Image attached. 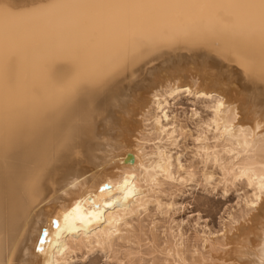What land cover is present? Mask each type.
Returning a JSON list of instances; mask_svg holds the SVG:
<instances>
[{
  "label": "bare ground",
  "instance_id": "1",
  "mask_svg": "<svg viewBox=\"0 0 264 264\" xmlns=\"http://www.w3.org/2000/svg\"><path fill=\"white\" fill-rule=\"evenodd\" d=\"M0 7L13 14L0 58V264H264V59L245 18L216 0ZM184 42L217 44L209 62L237 71L178 63L168 49ZM195 177L222 204L233 189L237 208L217 229L199 213L190 228L158 229Z\"/></svg>",
  "mask_w": 264,
  "mask_h": 264
},
{
  "label": "rangeland",
  "instance_id": "2",
  "mask_svg": "<svg viewBox=\"0 0 264 264\" xmlns=\"http://www.w3.org/2000/svg\"><path fill=\"white\" fill-rule=\"evenodd\" d=\"M189 43H191V42H184V43H182L181 45L180 44H173V45H171V46H169V49H168V51L170 52V53H168V54H172V52H173V55H172V57L174 56V59L177 61L178 59L180 60V62L178 61V63H180V64H184V66H187V67H189V68H195L194 66H195V64H196V62H198L197 64H199V62L201 63V62H204V61H206V62H208V63H210V65L211 64H213V65H215L214 64V62L213 61H215V58H213L214 57V55L216 54V52L217 51H215L216 49H213V51L212 50H209V49H211L212 47H213V45H212V43L211 44H209V45H207L206 46V42H203V44L202 43H200V42H195L194 44H193V42L191 43V44H193V45H191V44H189ZM197 44V45H196ZM207 44H208V42H207ZM213 44H215V42L213 43ZM179 45H180V47H179ZM203 45H205V46H203ZM181 46H182V48H181ZM199 46V47H198ZM211 46V47H210ZM177 47V49H175ZM179 47V48H178ZM214 47H215V45H214ZM213 47V48H214ZM218 46H217V44H216V47L215 48H217ZM171 48V49H170ZM185 48H186V50H185ZM190 48V49H189ZM200 48V49H199ZM179 49V50H178ZM182 49V50H181ZM184 49V50H183ZM197 49H199V50H197ZM174 50V51H173ZM177 50H178V55L175 53V51L177 52ZM188 50V51H187ZM201 50V51H200ZM218 50V49H217ZM205 51H206V53H205ZM181 52V53H180ZM198 52V53H197ZM199 52H201V53H199ZM214 52H215V54H214ZM219 52V51H218ZM179 53H180V55H179ZM191 53V54H190ZM167 54V55H168ZM197 54V55H196ZM200 54V55H199ZM204 54V55H203ZM205 54L208 56L209 54V56H208V59L209 58H211L213 61V63L212 62H209L210 61V59L209 60H207V59H204V57L203 56H205ZM197 56V58L196 57H193V56ZM199 55V56H198ZM178 56V57H177ZM201 56H202V59H201ZM207 56L205 57V58H207ZM211 56V57H210ZM176 57V58H175ZM181 57V58H180ZM189 57H191V58H189ZM193 57V58H192ZM199 57H200V59H199ZM183 58V59H182ZM173 59V58H172ZM182 59V60H181ZM184 60V61H183ZM195 60V61H194ZM202 60V61H201ZM193 62V63H192ZM196 64V65H197ZM229 65V67H227V66ZM226 65H223V68H222V65H215L214 66V71H217V72H222V70L225 68H227L228 70H223V72L224 71H226L225 72V75L226 76H230L231 74H234L236 71H237V67L236 66H232V65H230V64H226ZM226 66V67H225ZM232 66V67H231ZM234 67H236V68H234ZM219 70V71H218ZM232 70V72H230ZM236 70V71H235ZM228 72V73H227ZM227 73V74H226ZM185 105V104H184ZM187 105H185L184 107H186ZM186 109V110H185ZM184 110L185 111H187L189 108L187 107V108H185ZM181 110V109H180ZM180 110H178L177 109V111H179V113H181L182 111H183V109L180 111ZM197 177H198V175H197ZM199 178V177H198ZM198 178H196L195 177V180L193 181V183H192V181L190 182V183H188L189 185H186L184 188L182 187V190H183V192H180V194H178V195H176V196H174L171 200L174 202V208L172 209V210H169V211H165L162 215H160V217H159V215H158V217H157V222H158V224L160 225L159 227H158V229H163L164 227H166L167 226V228L165 229H163V230H167V229H169L168 227H169V223H172V220H174V223H176L177 221H180V220H184V222H183V224L181 225L183 228H185V229H187V228H190V224L189 223H193L194 222V220L198 217V215L200 214V216H202V218L200 219V222L202 223V222H207V221H209V225L210 226H212L211 228L212 229H217V228H219L220 227V225L221 224H219L220 223V219L221 218H219V217H222V218H225V216L227 215V210L229 209V208H232V210L233 209H235V208H237V206L235 205V202H237V198H235V196L232 194L233 193V189H230V194L231 195H229V200L228 201H226L224 204H222L221 202H220V197H219V195H220V192L221 191H219V190H221V189H219V187H218V189L216 188V190L215 191H213V192H209V193H207L206 194V189L204 188L203 189V185L202 184H198V183H202V182H200V181H203V180H198ZM199 181V182H198ZM198 182V183H197ZM204 183V182H203ZM193 184V185H192ZM206 188H207V186H206ZM205 190V191H204ZM191 192V193H190ZM232 192V193H231ZM182 193V194H181ZM215 194V195H214ZM195 198V199H194ZM196 198H198V199H196ZM193 200V201H192ZM197 201V200H199L200 201V203H199V205L201 204V202H204L205 203V205H204V203H202L200 206L198 205V203L197 202H199V201H197V202H195V201ZM207 200V201H206ZM190 202V203H189ZM192 202H194L193 204H192ZM228 202V203H227ZM176 203V204H175ZM196 203H197V205H198V207L196 208L194 205H196ZM218 203V204H217ZM234 204V205H233ZM196 205V206H197ZM203 205V206H202ZM226 207H224V206ZM229 206V208H228V206ZM223 206V207H222ZM232 206V207H231ZM233 206L235 207V208H233ZM195 207V208H194ZM222 207V208H221ZM220 208H221V210H220ZM149 209H152V207L150 206L149 207ZM196 209H198V210H196ZM165 210V209H164ZM175 210V211H174ZM223 210H225V213H224V211ZM215 211V212H214ZM218 211H219V213H218ZM228 211H230V210H228ZM203 212V213H202ZM199 213V214H198ZM217 213H218V215H217ZM222 213H224V214H226V215H223ZM167 214V215H166ZM164 215V216H163ZM217 215V216H216ZM219 215H222V216H219ZM172 218V219H171ZM159 219H160V222H159ZM169 219H171V222H170V220ZM205 219H206V221H205ZM169 221V223H167L168 221ZM204 220V221H203ZM222 220V219H221ZM166 221V222H165ZM211 221V222H210ZM219 221V222H218ZM212 223V224H211ZM158 224H157V226H158ZM162 224H164V226L162 225ZM173 224V223H172ZM172 224H170V226H172ZM176 225V224H175ZM189 225V226H188ZM163 227V228H162ZM175 227V226H174ZM173 227V228H174ZM215 227H217V228H215ZM160 232V231H159ZM191 231L189 230V233H190ZM101 260H103V259H101Z\"/></svg>",
  "mask_w": 264,
  "mask_h": 264
},
{
  "label": "snow or ice",
  "instance_id": "3",
  "mask_svg": "<svg viewBox=\"0 0 264 264\" xmlns=\"http://www.w3.org/2000/svg\"><path fill=\"white\" fill-rule=\"evenodd\" d=\"M84 2L92 3L101 6L106 11L111 13L113 9L127 7H143L148 5H166L197 2V0H84ZM206 2V0H200ZM216 2L227 5L229 8L248 21V31L250 33L259 34L261 57L264 59V0H216ZM11 17L12 13H5L0 7V58L3 55L4 48V21L5 16ZM88 83V74L81 81Z\"/></svg>",
  "mask_w": 264,
  "mask_h": 264
}]
</instances>
